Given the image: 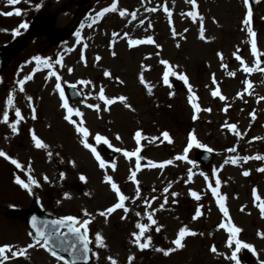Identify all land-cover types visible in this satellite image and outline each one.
Masks as SVG:
<instances>
[{"label":"rangeland","instance_id":"rangeland-1","mask_svg":"<svg viewBox=\"0 0 264 264\" xmlns=\"http://www.w3.org/2000/svg\"><path fill=\"white\" fill-rule=\"evenodd\" d=\"M82 1L21 0L15 5L21 9V16H0V43H17L18 39L21 45L13 61L0 73V150L22 165V169H17L0 157V245L9 244L18 250L31 242L26 223L12 217L11 208L25 209L33 205L55 216L71 215L79 221L90 220L91 260L87 264H111V260L116 264H236L230 258L235 242L228 246V233L219 227L229 219L241 230L236 239L252 245L255 252L254 255L241 249L237 253L239 264L264 262V216L258 207L260 201L254 202L252 196L255 188L264 200V171H258L264 169V160L251 158L264 156V72L254 69L250 74L245 73L235 58L240 56L248 67L259 60L258 67L264 68V0L249 5L254 37L248 36L243 23L248 11L243 0H195L198 13L195 20L186 15L191 5L185 0H117L118 10L105 13L94 24L95 13L109 7L112 0ZM165 7L170 10V17ZM152 8L156 11H149ZM121 9L126 11L123 17L119 15ZM12 10L13 6L6 5V0H0V12ZM38 19L57 28L71 29V35L51 44L44 31L31 32ZM21 23L28 27L19 28ZM81 24L84 27L81 28ZM201 25L204 40L200 39ZM13 29L19 34L13 36ZM78 29L79 41L74 35ZM147 36L153 38V44L128 46V40H142ZM249 41L255 42L258 57L251 55ZM34 56L49 58L51 71L60 77L61 86L75 83L83 88L82 100L65 99L70 107L82 113L81 117L72 119L84 121L89 132L86 142L105 162L104 168H100L99 161L84 148L75 126L63 119L66 112L60 107L56 77L50 76L49 69L43 65L31 66ZM57 57L61 59L59 65L55 63ZM23 59L25 65L20 64ZM161 60L167 61L178 75L182 73L187 86L182 80L183 88H174L172 82L177 76H169V83L165 85ZM105 70L110 73L109 77L104 76ZM141 73L148 87L139 83ZM29 75L31 79L24 83L21 92L17 81ZM80 80L90 83L79 84ZM245 80L251 84L247 92L244 91ZM189 87L199 109L195 112L196 119L188 102ZM101 88L106 98L126 97L130 107L125 108L115 99L105 111L98 98ZM214 90L225 99L213 97ZM9 92L13 102L8 107V123H4L3 111ZM27 97L32 98L31 107ZM89 104L96 105L99 111L87 107ZM16 109L21 112L19 121L15 118ZM13 122H16V134L8 126ZM229 124L236 125L235 131L228 130ZM29 129L47 145L46 149L34 147ZM137 131L143 137L138 153L141 157L139 171L135 168V157L123 155L124 151L135 150ZM163 132L169 134L172 143L164 140ZM189 133L197 143L213 150L214 161L210 168L197 166L193 159V152L198 148L195 145L184 152ZM97 134L111 145V158L101 151L102 142L96 143ZM154 137L157 139L149 142ZM116 148L121 151H114ZM178 155L186 159L176 160ZM43 156L53 166L43 163L44 174L39 176L31 163ZM245 156L250 159L244 161ZM234 157L238 158L236 164L231 163ZM149 160L154 163L171 160L172 163L162 169L150 168ZM130 170L135 171L134 179L138 183L129 178ZM244 171L249 175H242ZM25 172L39 184V187L32 186L31 194L15 183L16 176L27 182ZM81 175L84 181L79 179ZM105 175L128 197L124 202L128 212L117 209L107 214L106 219L98 213L114 204L116 198L104 181ZM43 177H47V182ZM217 180L220 182L218 195L225 197L222 203L228 217L220 212L217 198L211 193ZM165 187H168L167 193L163 191ZM189 191L200 196L198 202L192 201L194 198ZM172 193L176 195L173 197ZM196 205L202 214L193 220ZM146 211L156 220L155 225L149 224ZM138 222L148 225L141 238V243L150 238L145 249L137 246L132 235L139 232L135 228ZM181 226L196 235L186 236L182 240L183 247L175 249L171 241ZM96 233L101 234L104 248L97 247ZM213 246L215 253L210 251ZM169 248L175 250L168 256L156 250ZM243 252L251 255L247 263ZM5 264H63V261L34 247L27 250L26 257L10 258Z\"/></svg>","mask_w":264,"mask_h":264},{"label":"snow or ice","instance_id":"snow-or-ice-1","mask_svg":"<svg viewBox=\"0 0 264 264\" xmlns=\"http://www.w3.org/2000/svg\"><path fill=\"white\" fill-rule=\"evenodd\" d=\"M21 2V0H6V5L8 6H13V10L12 11H6V12H0V16H12V15H16V16H21L22 12L21 9L18 7H15V5L19 4ZM185 3H188L191 5V11H189L188 13H186L187 16L193 18L194 20L198 17V13L196 11L197 9V4L195 2V0H185ZM243 4L244 7L246 9H248L247 14L244 16L243 18V23L247 26V34L249 37H254L255 33L253 32L252 28L250 27V23H251V16H252V12L251 9L249 8V0H243ZM37 8L40 7L39 4L36 5ZM118 10L117 8V0H112L111 5L109 7H104L102 8L100 11L95 13V17L92 20V23H96L97 21L100 20L101 17H103L105 15V13H109V12H116ZM149 11H156L155 8L149 9ZM165 13L170 17L171 16V12L170 10L165 7L164 8ZM119 15L120 16H125L126 15V11L121 9L119 10ZM133 18L134 14H133ZM141 24L143 23V21L140 22ZM19 28L24 29L27 28L28 25L26 23H21L19 26ZM84 27L83 24H81V28ZM89 27H91V25H89ZM19 32L17 29H13L12 30V35L16 36L18 35ZM77 38V41L80 40V31L79 29L76 31V33L74 34ZM113 35H116L115 33H113ZM173 35L175 36L176 33L173 32ZM200 39L204 40L205 36L203 35V25H201V35H200ZM153 38L151 36H147L146 39H142V40H128V46L129 47H133L134 45H138V44H153ZM249 43L251 44V55L253 57H258V52H257V48H256V44L254 41H249ZM218 56H220V53H217ZM241 65V68L243 70V72L245 73H251L254 69L257 71H261L264 72V68H260L258 67L259 65V60H257L256 65H254L253 67H248L247 65H245L243 59L240 56H236L235 57ZM81 59H83V56H81ZM97 60L100 59V57H96ZM32 60H34L36 62L37 67H39L40 65H43L45 68L49 69V75L50 76H55L56 77V85H55V89L57 92H59V98L61 101L60 107L62 109L65 110L66 114L63 116V119L65 121H67L70 125H74L75 126V131L80 135L81 137V143L83 144L84 148L88 149L92 155L96 158L97 161H99V166L100 168H104L105 167V162L103 160H101L100 156L96 153L95 148L92 147L91 144H89L88 142H86V139L89 136V132L87 130V128L84 127V121L82 119H80L79 121L72 119L73 116L75 117H81L82 113L77 110V109H73L72 107L69 106L67 100L65 99V94L63 92V90L61 89V83H60V77L58 75H56V73L54 71H51L52 68V64L49 61V58H42L40 56H34L32 57ZM56 64H61V59L60 57H57L55 60ZM161 64L164 65V72H163V82L165 85H167L169 83V76H177L178 79L183 80L185 82V85L187 86V79L186 77L181 73V74H177L175 71L172 70V68L169 66L168 62L165 60H161L160 61ZM35 71V69H34ZM69 72L72 71V69L68 70ZM104 76L105 77H109L110 73L108 71H104ZM229 75H233V73H229ZM31 79V76H25L24 79H20L17 81V84L20 87V91L23 92V85L24 83ZM47 79V77H46ZM139 79V83L142 85H145V87H148L144 78H143V74L141 73L138 77ZM79 84H84L87 85L90 82L87 80H80L78 81ZM213 83H215V80L213 79ZM244 91L247 92L250 88H251V84L248 80L244 81ZM71 87H75V85H71ZM149 92H150V88H149ZM211 95L213 97H219L220 100H224L225 97L222 96L220 94V92L218 90H214L212 91ZM237 95H240L239 93ZM98 98L100 101L103 102V106H104V110L107 111L108 110V106L112 105L115 102V99H118L119 102L121 104H123V106L125 108H129V104L126 103V97L124 96H119L118 98H106V96L104 95V90L103 88L100 89L99 91V95ZM28 100V106L31 107V103H32V98L31 97H27ZM196 100V97L192 94L191 92V88L189 87V95H188V102L189 104H191L192 109H193V119H196L195 116V112L198 111V105L194 102ZM13 102V95L11 92H9L7 94V98L5 101V107H4V111H3V121L4 123H8V119H9V112H8V107L12 105ZM87 107L89 108H94L97 111H99V108L96 105L93 104H89L87 105ZM35 110L33 109V112ZM204 111H209V109H204ZM15 118L16 121H19L20 119H22L21 116V112L19 109H16L15 111ZM255 117L253 116V119ZM33 119H35V116L33 115ZM11 128V132L13 134L17 133V127H16V122H13L11 124L8 125ZM227 128L229 131H235L236 125L233 124H229L227 125ZM29 132L31 134V140L34 144V147L37 149H46L47 145L45 143L42 142V140H40L33 132L31 129H29ZM164 138V140H167L168 143H172L171 139L169 138V134L167 132H163L161 134ZM237 135H239L237 133ZM135 141H136V147L134 151H124L123 155L125 158H132L135 157V168L136 171L140 170L141 167V157L138 155V153L141 152V139L143 138L141 135L140 131H137L135 133ZM96 143H104V144H109L108 140L97 134L94 137ZM117 139H119V137L117 136ZM157 139V138H150L149 142H151L152 140ZM193 145H195V147H203V145L197 143L193 137L192 133L188 134V146L184 149V152L187 153L188 149L191 148ZM111 147V145H109ZM235 149H230V151H234ZM114 151L120 152L121 149L120 148H116L114 149ZM209 151H211L209 149ZM51 155V153H49V156ZM0 157H2L4 160L9 161L12 165L15 166V168L17 169H22V165L15 159V158H11L9 155H7L4 151L0 150ZM253 159H258V160H264V156H255V157H251ZM176 160H184L186 159L185 156L183 155H178L175 157ZM237 159L238 158H232L231 159V163L232 164H236L237 163ZM244 161H247L248 159H250V157L245 156L242 158ZM172 161L171 160H166L163 161L162 163H154L153 161L149 160L147 162V166L150 168H163L165 165L167 164H171ZM258 171H264V169H258ZM29 172H30V168H29ZM29 172H25L24 174L27 176V182H25V180L21 179L20 176H16L15 177V183L17 185H19L22 189H25L29 192V194H31V188L32 186H36L39 187V184L37 182V180L35 178H33V176H31L29 174ZM130 174V179L133 180V183H138L134 177H135V171H131ZM242 175L244 176H248L249 172L248 171H244L242 173ZM64 174L61 173L60 177L61 179H63ZM189 176H191V172H189ZM213 176H215V172H213ZM43 179L45 180V182H47V177H43ZM79 179L81 181L85 180V177L83 175H81L79 177ZM104 181L110 185L111 187V191L115 194V198H116V202L114 204H112L110 207L106 208L104 211L99 212L98 214L102 217H105V219L107 218V214H111L113 213L115 210L117 209H123V211L125 213L128 212V208L125 207V200L128 199V197H126L125 195H123L121 193V191L119 190L118 186L116 183L113 182L112 178L110 176L105 175L104 177ZM220 182L219 180L216 181V187H212L211 188V193L213 197H216V203L220 209V212L223 213L224 217H228V211L225 207V205L222 203V201H224L225 197L222 195H218V188H219ZM163 191L165 193L168 192V187H165L163 189ZM137 195H139V193L137 192ZM173 197L176 195V193H172L171 194ZM189 195L191 197H193L195 200H199L200 196L194 192V191H189ZM252 196H253V200L254 202L256 201H260L258 207L260 210V213L262 214V216H264V200H261L260 197L257 194V190L254 188L252 190ZM65 198H67V194H65ZM153 199H155V197H153ZM165 202L166 198H165ZM161 208H163V204L160 205ZM85 215H88L86 212L84 213ZM201 211L200 208L197 207L195 210V215L192 217L193 220H195L197 217L201 216ZM139 215V214H137ZM145 215L147 216L148 222L151 225H155L156 224V220L153 219L152 215H150L147 211L145 212ZM124 217H121V219H123ZM90 223V220L88 219H84L83 221H79L77 219V217L75 216H62L59 219H53V220H44V221H40L37 219V217L33 216L31 218L30 224H31V228L33 231L29 232L28 235L31 237V242L28 243L26 245V247H22L19 248L18 250H14L12 245L9 244H3L0 245V264H5L6 261H8L10 258H16L18 256L20 257H26V253L28 249H32L34 247H38L40 249H43L44 251L48 252L52 257H54L57 261H63V264H70V262L68 260H66L64 257H62L61 255H59L57 253V251H55V247L56 245L53 243V238L54 237H63L65 235V233H63L61 231V229H66L67 233H70L72 236L75 237L76 241L79 242V247H77L76 243H71L69 244V246L63 250L65 251H69V254L73 257L77 256V252H79L81 254V258H83L85 261L88 260V254H89V239H88V225ZM219 227L221 229H224L227 233H228V246H231L233 241L235 242V250L231 252V260L236 262V264H239V260H238V255L237 253L241 250V249H247L248 251L252 252L255 255L253 246L247 243H242L239 239H236V235L237 233H239L241 230L238 227H235L234 225H232L231 220L229 219L227 223L221 222ZM135 228L139 230L138 233L134 232L132 235L135 239V242L137 244V246L140 249H145L149 246L150 243V238L149 239H144L143 243H141V238L144 236L148 225L143 224V223H136ZM156 231L159 232L160 228L157 227ZM196 233L189 230L186 226H181L178 229V232L175 236V239H173L171 241V244L175 245V249H180L183 247L182 244V240L186 237V236H195ZM95 243L97 245V247L99 248H104L105 245L103 243L102 240V236L100 233H96L95 235ZM73 249H75L76 251H72ZM175 249L169 248L167 250H162V249H156L157 251H163V255L164 256H168L169 253L171 251H174ZM210 251H212L213 253L216 252V248L215 246L210 248ZM92 255H96V253H92ZM111 260V258H109ZM129 261L132 260V257L129 256L128 257ZM71 264H75V260H73L71 262ZM111 264H116L115 260H111ZM261 264H264V262H261Z\"/></svg>","mask_w":264,"mask_h":264},{"label":"water","instance_id":"water-1","mask_svg":"<svg viewBox=\"0 0 264 264\" xmlns=\"http://www.w3.org/2000/svg\"><path fill=\"white\" fill-rule=\"evenodd\" d=\"M1 59L3 60L2 57H1ZM0 62H1V60H0ZM69 91H72V90H69ZM78 95H79V93H78ZM75 98H77V97H74V99ZM28 217H29V215L27 216V218ZM35 217H37V216H35ZM37 219L40 220V221L49 220V219H46V218H39V217H37ZM53 243L57 244V245H64V246H69V244H71V243H76L77 247H79V242L76 241L75 237L72 236L70 233L65 234L63 237H54L53 238Z\"/></svg>","mask_w":264,"mask_h":264},{"label":"bare ground","instance_id":"bare-ground-1","mask_svg":"<svg viewBox=\"0 0 264 264\" xmlns=\"http://www.w3.org/2000/svg\"><path fill=\"white\" fill-rule=\"evenodd\" d=\"M43 163L53 166V164L48 160L46 156L37 158L36 161L34 159L31 163V167L38 173L39 176H42V174H44V170H41V165Z\"/></svg>","mask_w":264,"mask_h":264}]
</instances>
